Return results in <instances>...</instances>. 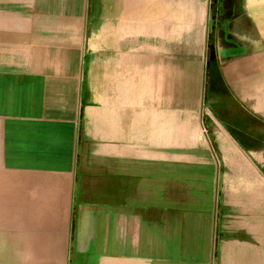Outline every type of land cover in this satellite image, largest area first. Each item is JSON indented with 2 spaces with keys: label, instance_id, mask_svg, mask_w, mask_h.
I'll return each mask as SVG.
<instances>
[{
  "label": "crops",
  "instance_id": "obj_1",
  "mask_svg": "<svg viewBox=\"0 0 264 264\" xmlns=\"http://www.w3.org/2000/svg\"><path fill=\"white\" fill-rule=\"evenodd\" d=\"M0 264H264V0H0Z\"/></svg>",
  "mask_w": 264,
  "mask_h": 264
}]
</instances>
